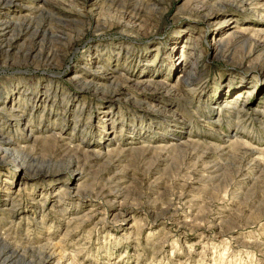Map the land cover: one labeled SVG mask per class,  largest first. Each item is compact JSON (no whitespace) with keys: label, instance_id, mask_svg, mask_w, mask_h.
<instances>
[{"label":"rangeland","instance_id":"1","mask_svg":"<svg viewBox=\"0 0 264 264\" xmlns=\"http://www.w3.org/2000/svg\"><path fill=\"white\" fill-rule=\"evenodd\" d=\"M10 1L0 264H264V0Z\"/></svg>","mask_w":264,"mask_h":264},{"label":"bare ground","instance_id":"2","mask_svg":"<svg viewBox=\"0 0 264 264\" xmlns=\"http://www.w3.org/2000/svg\"><path fill=\"white\" fill-rule=\"evenodd\" d=\"M0 1H2V0H0ZM12 1V0H11ZM10 1V2H11ZM15 1H19V0H13V3L15 2ZM192 2H194V3H203V1L204 0H191ZM240 1H244V0H240ZM4 2V1H3ZM249 2V1H248ZM12 3V4H13ZM246 3H247V0H246ZM252 3V2H251ZM258 2L257 1H254L253 2V4L256 6V4H257ZM249 5V4H248ZM254 7V6H253ZM257 7V6H256ZM2 8H5V6H2ZM250 8V7H249ZM21 16H24V17H26L25 15H21ZM18 17H20V16H18ZM14 18H16V17H14ZM17 19V18H16ZM5 24H11V19L9 18V19H7V20H0V48L2 49H0L1 51H4V52H7L9 49H11V47H12V44L16 41V38L19 36H17V37H13L12 39H10V40H8V41H4L5 39H4V37H6V35H7V28H5V30H4V28H1L3 25H5ZM245 32L246 31V28H244V30L243 29H241V30H238V31H236V32ZM185 72V75L186 76H192V72L191 71H187V70H185L184 71ZM108 75V74H107ZM113 77L112 76H110V77H108V79H112ZM185 82L187 83L188 81H187V79H185ZM34 104H36V102H34ZM235 106L237 105V104H234ZM237 109V108H236ZM241 110H238V113L240 112ZM17 116V115H16ZM11 142L10 141H8L7 140V136H6V134L4 133V132H2V131H0V152L2 153V152H5V153H9L10 151H12V147H11ZM240 144V142H238V141H234L233 142V146H238ZM16 164L17 165H20L21 167H22V164L21 163H19V162H17L16 161ZM71 167V166H70ZM6 192V191H5ZM8 196V195H7ZM8 198V197H7ZM62 259V258H61ZM60 259V260H61ZM67 259V258H66Z\"/></svg>","mask_w":264,"mask_h":264}]
</instances>
